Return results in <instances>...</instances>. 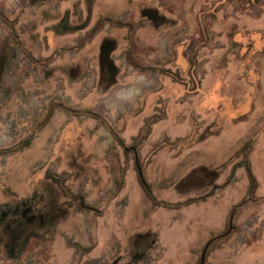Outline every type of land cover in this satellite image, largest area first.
Here are the masks:
<instances>
[{"label":"rangeland","instance_id":"1","mask_svg":"<svg viewBox=\"0 0 264 264\" xmlns=\"http://www.w3.org/2000/svg\"><path fill=\"white\" fill-rule=\"evenodd\" d=\"M0 264H264V0H0Z\"/></svg>","mask_w":264,"mask_h":264},{"label":"crops","instance_id":"2","mask_svg":"<svg viewBox=\"0 0 264 264\" xmlns=\"http://www.w3.org/2000/svg\"><path fill=\"white\" fill-rule=\"evenodd\" d=\"M202 218V217H201Z\"/></svg>","mask_w":264,"mask_h":264}]
</instances>
